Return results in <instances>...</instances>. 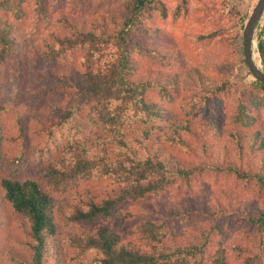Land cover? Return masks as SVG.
<instances>
[{"label":"trees","instance_id":"obj_1","mask_svg":"<svg viewBox=\"0 0 264 264\" xmlns=\"http://www.w3.org/2000/svg\"><path fill=\"white\" fill-rule=\"evenodd\" d=\"M75 1L91 4L93 15L63 14L56 22L53 3L59 10L60 1L0 0V121L17 101L22 117L32 113L30 124L12 132V139L0 128V167L4 141L19 140L26 150L14 163L15 172L0 171V226L12 217L18 221L23 233L18 246L25 252L18 258L16 250L8 264H46L45 254L60 232L43 178L52 179L51 188L113 180L104 199L81 188L85 194L78 192L73 211L67 216L60 211L69 224L85 226L115 211L121 226L130 212L120 206L141 204L149 196L162 197L147 203L150 216L165 218L140 223L146 244L162 243L174 220L199 221V234L187 239L191 247L178 245L157 257L124 243L108 227L83 228L82 235L68 238L76 258L95 250L100 264H172V259L178 264L187 255H204L214 234L224 235L237 224L254 236L257 247L244 252V264H264V85L234 80L237 66H247L239 44L247 23L237 7L219 0L201 9L198 21L211 28L187 45L188 53L193 48L197 53L190 65L182 47L156 49L142 36L151 34L150 23L159 15L168 18L165 0ZM178 1L176 19L189 4ZM32 24L38 35L46 29L39 45L28 42ZM257 51L264 72L262 33ZM61 130L75 134L54 164L33 168L28 158L38 135L52 138ZM94 130L103 133L96 139H106L91 151L76 135L84 131L89 140ZM38 150L42 157L45 148ZM24 163L25 170L34 169L26 177ZM170 196L177 202L190 197L177 207Z\"/></svg>","mask_w":264,"mask_h":264},{"label":"rangeland","instance_id":"obj_2","mask_svg":"<svg viewBox=\"0 0 264 264\" xmlns=\"http://www.w3.org/2000/svg\"><path fill=\"white\" fill-rule=\"evenodd\" d=\"M55 1L57 2V4L58 1L62 2V4L59 5V10H57L56 7L54 8L55 4L53 3L54 6L52 12L56 15V18H54L56 22L63 14L88 19L94 13V7L91 4L83 6L82 4L77 3V1L75 0H54V2ZM212 1H214L216 4L219 2V0H189V4H187V10L183 9L180 19H176L173 11L179 1L165 0L167 4L166 9L168 18H164L162 14L159 15L155 20L152 21V23H150L151 34L142 35L143 38H145L147 42L152 43L153 46L156 47V49H159L161 45H163V47L165 48H169L171 46L172 49L175 50L182 47L186 52V56L188 57V63L190 65H193V60H197L196 49L193 48L189 50L190 53H188L186 48L187 45H190L194 40L193 38L195 34L210 30L211 27L209 25L204 22L201 23L200 21H198V19H200L202 15L201 13L203 10L201 9L205 7L206 3H209V6H211ZM230 2L232 5L237 7L247 23L259 0H230ZM65 3L69 4L68 8L63 7L65 6L63 5ZM217 9H219V7H217ZM215 13L217 14V12ZM42 28L44 27L42 26ZM29 30H31L30 32L32 33V35H29L28 38L29 44L39 45L42 41L43 36L45 35L44 32L46 29H42V34L38 35L35 25L32 24L29 27ZM258 33H262L264 35V15L257 28L256 46L254 48V61L262 70L263 66L260 60L259 53L257 51ZM136 36L139 39L142 38L141 35ZM239 44L240 47H243V33L242 37L239 40ZM164 50L169 49L162 48L163 52ZM153 68L155 70H160L159 67ZM254 79L255 78L252 76L249 68L245 64H240L239 66H237L234 80H236L237 82L249 83ZM33 92H35V90H33ZM24 95L27 96V94ZM31 99L38 100L40 99V97H32ZM31 99L28 100L31 101ZM14 102H16V100ZM17 102L18 104L11 107L9 109V112L5 114L2 122L0 121V128H5L6 131L4 133L6 134V137L7 133L9 134V136H11L12 132L17 135L18 131L23 129V126L25 129V127L31 122L30 117L32 113L30 111H27L23 113L24 115L22 117L19 110L22 102ZM160 102L163 103L162 101ZM36 108L44 111V108L42 106ZM48 116H50V114ZM83 133L79 132L76 137L79 138V140L82 142L85 141V143H87V147H89L91 151L98 150L99 145L97 143L100 139H106L105 137L96 139L97 136L103 134L101 131L98 132L97 130H94L91 133V136L89 135V140H86L85 138L83 139ZM72 134L75 133H70L68 130H61L57 132L52 138L48 137L46 133H42L41 135L37 134L41 139L34 141L31 146V156L28 158L31 166L33 168H37L41 163L50 160L52 161L51 164H54V159L59 156V151L62 150L64 144L67 143L69 139H72ZM87 134H90V132L87 131ZM9 138L12 139L13 137L11 136ZM45 141L47 142L45 143ZM4 143L5 144L2 153L5 155L3 157L2 167H0V171L3 169L4 171L2 170L1 172L4 174L3 176H6L10 171L15 172L14 163L18 164L20 158L25 157L24 154L26 153V150L22 151L19 140H11L10 142L4 141ZM42 146L45 148V151L43 156L40 157L41 153L38 149L43 148ZM10 161L13 162V165H11V167L8 166V163ZM24 165V168L22 167V172H26L23 176L26 177L30 175V173H32L34 169H26V171V163H24ZM40 181H43V185L49 190L48 192L53 198L55 222L58 224V227L60 229L56 240L51 243L53 249L47 250L45 254L46 264H100L96 259L98 258V252L95 250H91L80 256L79 258H76L75 253H77V250L70 245L68 238L72 237V234L78 236L82 235L81 231L83 228L91 231H96L99 227H108L112 231L120 233L124 237V243H132L136 247V249H139L142 252H148L149 254H152L156 257L160 255V251L168 253L178 245H187L188 247H191L193 244L190 245V242L187 239H194L199 234L195 229V226L199 221L191 223L187 220L181 223V220L178 219L168 223L167 230L169 231V233L168 236L161 239L162 243L148 241L149 243L146 244L144 239L145 235L139 230V225L142 221L148 219L160 223L161 219L165 218L163 217V215L162 218L152 215L150 216L151 211L150 209H148L149 207H147L148 202L158 201V197L162 200L161 196H155L154 200H152L149 196L141 204L127 203L123 206H120V211L126 209L124 212H130V216L121 226H117L119 224L121 216L120 214L115 213V211L113 212L112 216L100 218L94 223L86 224L85 226L69 224L60 217V211H64L65 216H67V213L73 211V207H75V205L79 203L77 201L78 192L80 194H85V192L82 191L81 188L84 187L85 190L88 189L91 192H97L100 197L104 199L107 196V192H111L110 189L113 186V180L108 178L102 181L91 180L90 182L85 183L84 186L77 184L75 187H70V185L68 187L58 186L57 188L50 187V183L53 182L52 179L43 178L40 179ZM189 197H185V199H181L177 202L176 200H174L175 198H171L170 196L169 198L173 200L170 204L174 203V205L178 207L179 202L181 203L183 201H186L189 199ZM120 211L118 212L121 213ZM2 223L3 222H0V224ZM245 232V229H242L241 225L236 224L234 225V228L228 229L224 235L220 233L214 234V236L208 243L207 250L204 255L198 254L195 258L187 255L185 257L186 261H181L178 264H244L245 259L247 258V255L244 254V252H247V250H251V252L257 251L254 236H250ZM22 234V229L18 221L16 222L15 218L13 217L9 220L8 223L0 226V264H8L9 258L16 250H18V254H16L15 256H17L18 258H21L25 254L24 248L18 246V244L22 242ZM175 262H177V260L172 259L171 263L173 264Z\"/></svg>","mask_w":264,"mask_h":264},{"label":"water","instance_id":"obj_3","mask_svg":"<svg viewBox=\"0 0 264 264\" xmlns=\"http://www.w3.org/2000/svg\"><path fill=\"white\" fill-rule=\"evenodd\" d=\"M264 15V0H259L243 31L244 58L252 76L264 85V72L254 61L257 28Z\"/></svg>","mask_w":264,"mask_h":264}]
</instances>
